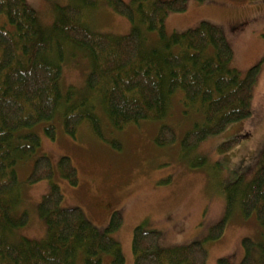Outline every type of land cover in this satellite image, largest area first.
<instances>
[{
	"label": "trees",
	"instance_id": "trees-1",
	"mask_svg": "<svg viewBox=\"0 0 264 264\" xmlns=\"http://www.w3.org/2000/svg\"><path fill=\"white\" fill-rule=\"evenodd\" d=\"M74 2L56 6L54 20L45 26L24 0H0V264H75L78 252L82 253L83 264H102L103 255L109 256V264H124L120 245L112 236L122 223L117 211L111 212L107 226L100 232L79 207L61 205L63 194L56 176L70 186L79 182L77 169L67 156H62L54 167L47 155H35L26 179L30 185L40 181L49 184L37 208L46 225V237L7 242L28 218L25 211L13 215L20 196L17 165L40 143L37 134L25 129L50 121L68 105L62 101L59 81L65 60L77 57L74 50L82 52L88 61L85 91L93 94L101 108L84 97L80 104L66 109L62 123L70 137H75L78 126L85 121L99 139L119 150V142L105 138L96 109L118 130L163 118L171 96L181 92L182 104L203 115L181 140L182 150L190 152L207 136L252 112V91L260 64L245 72L232 67L233 51L220 27L201 21L194 28L167 34V15L183 12L185 0ZM100 2L129 21L128 34L101 33L84 23V14L94 11ZM44 132L50 139L55 136L52 124L46 125ZM173 141L172 128L162 125L156 144L163 147ZM202 163L199 159L193 165ZM235 205L243 216L253 214L261 228L257 243L243 239L244 253L236 264H264V151L240 194L234 188L227 190L224 217L212 227L208 239L222 235ZM159 236L157 231L135 226L131 237L134 264H206L207 251L200 241L161 249ZM216 264L233 263L221 257Z\"/></svg>",
	"mask_w": 264,
	"mask_h": 264
},
{
	"label": "rangeland",
	"instance_id": "rangeland-1",
	"mask_svg": "<svg viewBox=\"0 0 264 264\" xmlns=\"http://www.w3.org/2000/svg\"><path fill=\"white\" fill-rule=\"evenodd\" d=\"M24 1L45 26L54 20L56 6L75 3L74 0ZM184 4L183 12L167 15L168 35L207 21L224 32L233 51L232 67L245 72L260 64L252 91L251 114L207 136L190 152L182 150L181 140L203 115L194 107L182 104L181 92L171 96L163 118L116 130L99 109L93 94H86L88 61L82 52L74 50L77 57L65 60L59 81L62 101L68 105L58 110L50 121L25 129L37 134L40 143L31 156L17 165L20 196L13 215L25 211L28 218L7 242L16 244L24 237L43 239L47 235L37 208L49 184L40 181L30 185L26 180L38 154L47 155L54 167L62 156H67L77 169L76 186H70L58 176L55 178L63 194L62 206L79 207L100 232L107 226L111 212H118L122 223L112 236L120 245L124 264H134L131 237L138 225L160 234L161 249L200 241L207 251L206 264H216L221 257L236 264L244 253V238L254 243L261 240V228L255 216H243L236 205L227 217L222 235L217 239H208V235L224 217L227 190L234 188L240 194L264 151V0H185ZM83 18L92 30L110 35H125L131 28L127 19L115 14L104 2L98 3L94 11H87ZM84 97L99 107L96 110L101 116L103 134L107 140L119 142V150L99 139L85 121L78 126L74 138L64 132L63 112L80 104ZM48 124L55 128L53 139L44 132ZM162 125H168L174 132V141L163 147L155 142ZM229 142L228 148L221 147ZM199 159L203 163L194 166ZM237 179H241L238 184ZM108 259V255H103L102 264H109ZM75 264H83L81 252L76 255Z\"/></svg>",
	"mask_w": 264,
	"mask_h": 264
}]
</instances>
